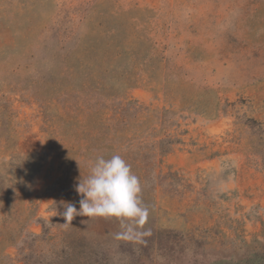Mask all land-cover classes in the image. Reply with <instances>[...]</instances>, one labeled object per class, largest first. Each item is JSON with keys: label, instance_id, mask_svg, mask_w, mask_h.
<instances>
[{"label": "rangeland", "instance_id": "1", "mask_svg": "<svg viewBox=\"0 0 264 264\" xmlns=\"http://www.w3.org/2000/svg\"><path fill=\"white\" fill-rule=\"evenodd\" d=\"M117 153L146 218L65 223ZM201 259L264 264V0H0V264Z\"/></svg>", "mask_w": 264, "mask_h": 264}, {"label": "clouds", "instance_id": "2", "mask_svg": "<svg viewBox=\"0 0 264 264\" xmlns=\"http://www.w3.org/2000/svg\"><path fill=\"white\" fill-rule=\"evenodd\" d=\"M76 191L81 196L79 208L68 203L63 216L65 223L77 215L85 217H117L139 223L147 216L142 207L139 178L120 154L97 156L90 165L89 175L79 178Z\"/></svg>", "mask_w": 264, "mask_h": 264}, {"label": "trees", "instance_id": "3", "mask_svg": "<svg viewBox=\"0 0 264 264\" xmlns=\"http://www.w3.org/2000/svg\"><path fill=\"white\" fill-rule=\"evenodd\" d=\"M124 109H125V108H122V107L120 108L121 111L124 110ZM119 112H120V111H119ZM162 142H164V141L162 140L161 143H162ZM199 262H200V264H203L204 260L201 259ZM260 264H262V263H260Z\"/></svg>", "mask_w": 264, "mask_h": 264}]
</instances>
